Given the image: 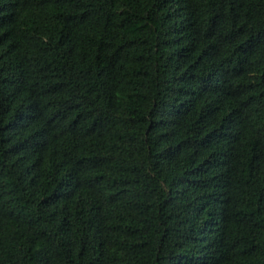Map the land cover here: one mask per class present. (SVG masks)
<instances>
[{
  "label": "trees",
  "instance_id": "trees-1",
  "mask_svg": "<svg viewBox=\"0 0 264 264\" xmlns=\"http://www.w3.org/2000/svg\"><path fill=\"white\" fill-rule=\"evenodd\" d=\"M0 264H264V0H0Z\"/></svg>",
  "mask_w": 264,
  "mask_h": 264
}]
</instances>
